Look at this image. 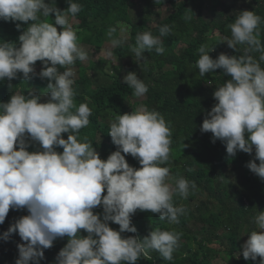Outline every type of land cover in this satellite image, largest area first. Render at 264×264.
Listing matches in <instances>:
<instances>
[{
    "label": "clouds",
    "instance_id": "clouds-1",
    "mask_svg": "<svg viewBox=\"0 0 264 264\" xmlns=\"http://www.w3.org/2000/svg\"><path fill=\"white\" fill-rule=\"evenodd\" d=\"M67 4L62 10L56 0H0V20L14 22L18 30L23 28L18 42L0 40V82L21 78V74L25 82L35 75L48 80L43 93L14 91L8 101L0 102V224L10 209L27 210L0 238L7 241L18 233L25 242L18 244L15 264H40L45 250L64 237L67 242L54 264H136L150 251L172 261L182 232L156 228L143 238L122 233L137 232L132 223L137 210L178 224L186 209L174 203V196L186 199L196 183L183 176L169 183L166 165L172 129L156 109L141 105L131 113L117 114L108 132L117 148L106 159L91 140L80 137V130L91 122L92 109L88 103H75L72 66L88 55L69 19L81 12L83 5L77 0H67ZM52 16L48 22L46 18ZM191 18L190 13L184 16L185 20ZM262 24L264 17L255 11L238 12L228 25L230 37L220 39L236 54L222 52L213 58L209 53L214 47L202 44L195 67L201 77L217 69L229 77L213 92L216 103L206 113L200 131L210 132L213 143L221 141L230 157L238 151L251 155L246 167L264 181ZM172 27L160 26L159 35L137 33L130 49L134 60L138 64L145 61V50L163 54L162 38L172 33ZM116 31L112 28L107 33L112 47L128 39L125 30L120 35ZM37 61L43 65L39 73ZM123 82L137 98L149 91L134 71L124 75ZM42 96L47 100L42 102ZM62 133L68 134L66 139ZM33 143L40 148L29 151ZM57 147H62V152ZM127 154L138 160L139 168L127 162ZM97 207H102V213L94 211ZM109 222L118 224L119 229ZM252 223L255 227L245 232L248 239L241 245L242 255L252 261L259 257V264H264V211L256 210ZM81 230L87 235H81Z\"/></svg>",
    "mask_w": 264,
    "mask_h": 264
},
{
    "label": "trees",
    "instance_id": "trees-1",
    "mask_svg": "<svg viewBox=\"0 0 264 264\" xmlns=\"http://www.w3.org/2000/svg\"><path fill=\"white\" fill-rule=\"evenodd\" d=\"M141 1L144 5L142 15L135 23L130 20L128 13L131 0H77L83 5L82 11L75 17H69L77 30L78 41L96 48L106 41L110 29L116 28V35H119L121 25L128 30L127 42L112 47L118 62L123 65L120 69L111 66L110 71L104 70L105 62L100 59L93 73L88 74V68L82 61L77 60L75 63V103L77 106L88 103L92 109L91 122L80 130V137L86 136L91 140L100 157L106 159L117 148L108 134L110 121L117 114L136 110L138 103L150 110L156 109L170 122L172 129L169 162L166 165L170 168L169 182L183 176L196 183V188L190 189L186 199L174 196V203L186 209L178 224L161 221L158 214L150 211L137 210L132 217L137 232H125L122 235L143 238L156 228L175 229L183 233L172 261H165L158 252L150 251L147 258L141 257L136 264H212L223 253L226 264H259V257L256 261L243 258L241 245L248 239V233L245 232H251L255 227L252 217L256 210L264 211V181L246 167L252 159L251 155L238 151L235 157H230L221 141L213 143L210 132L200 131L206 113L216 103L213 92L229 77L223 75L221 69L201 77L195 62L202 44L214 47V51L209 53L213 58L220 54V49L229 55L236 54L226 42H220L221 37H230L228 25L234 22L240 11L252 10L264 17V0H232L230 4L217 0L218 18L213 20H206L203 16L206 0ZM56 4L62 10L68 7L67 0H56ZM164 5H169L172 11L153 24L154 10ZM189 13L192 18L185 20L184 16ZM52 19L54 16L46 18L48 22ZM164 24L173 26L172 33L162 38L164 53L145 50L147 59L138 64L134 60L135 54L130 50L135 46L136 34L150 31L159 35V27ZM261 30L264 42V24ZM21 31L23 28L18 30L14 22L0 20V40L18 42ZM213 32L218 34L210 38ZM39 64L41 62L37 61L35 66ZM129 71L136 72L149 86V91L140 102L132 95L133 90L123 82L124 75ZM47 83L46 78L41 79L38 75L26 82L22 80V74L21 78L4 80L0 82V102L8 101L14 91L27 94L31 89L43 93ZM9 84L13 87L9 88ZM46 100L47 96H42V102ZM67 135L62 133L65 139ZM39 148V144L33 143L28 150ZM56 150L62 152L63 149L57 147ZM126 160L133 167H140L138 160L130 154L126 155ZM243 169L247 171L244 176H240ZM236 170L239 174L235 173ZM238 178L243 181L237 183L235 179ZM94 211L102 213L103 209L97 207ZM26 214V209H10L5 222L0 224V237L15 219ZM109 224L119 229L118 224ZM220 231L228 232L225 242ZM81 235L87 233L81 230ZM66 242L67 237L54 241L53 246L45 250V259L40 264H54L57 253ZM20 243L25 242L18 233L12 234L7 241L0 238V264H15Z\"/></svg>",
    "mask_w": 264,
    "mask_h": 264
},
{
    "label": "rangeland",
    "instance_id": "rangeland-1",
    "mask_svg": "<svg viewBox=\"0 0 264 264\" xmlns=\"http://www.w3.org/2000/svg\"><path fill=\"white\" fill-rule=\"evenodd\" d=\"M224 1L228 4H230L232 2V0H224ZM216 2H217V0H206V5H205V8L203 10V16L206 20H213L214 18H216V19L218 18V10L216 7ZM143 7H144V5H143L141 0H131V2L129 4V8H128V13L130 16V20L132 22H134V23L138 22V20L140 19L141 15H142ZM171 11H172V9L170 8L169 5H164L162 7L156 8L154 10V13L152 16V19H153L152 23L155 24L156 22H159V20H162L163 18H165ZM57 27H59V26H57ZM121 30H125L124 34L128 35V30L126 29L125 26H123V25L120 26V30L118 32L119 35L121 34ZM216 34H218V33L213 32L210 35V38L212 36H215ZM79 44L85 49V51L87 52V55H88V58L86 60L82 61L83 65L88 68V71H87L88 74L93 73V68L95 65H97L99 63L100 59H103L105 62V64H104L105 69L104 70L110 71L111 66H115V68L117 67L118 69H120L123 66L121 62H118L116 54H114L112 51V46L110 44L109 38H107L106 41L99 48H96L95 46L92 47L89 44H83L80 42H79ZM109 51H111V53H112L111 56L108 55ZM221 52H223L222 49H220V53ZM42 66H43L42 64L35 66L37 73H39ZM72 67H73V71L75 72V78H76L77 77V68L75 65ZM142 99H143V97H139L137 102H140V100H142ZM140 106L141 105L138 103L137 108ZM246 171H247V169L241 170L240 176H244ZM235 173L239 174L238 170H236ZM235 181L237 183H240L243 181V179L238 178V179H235ZM172 182H174V180H172ZM172 182H169V183H172ZM240 189L244 190V187L240 186ZM227 235H228L227 231H224V232L220 231V236L224 242H225V238ZM212 264H226L225 253L222 254V257L219 256V258L213 260Z\"/></svg>",
    "mask_w": 264,
    "mask_h": 264
}]
</instances>
